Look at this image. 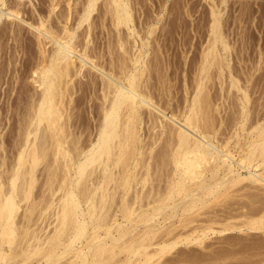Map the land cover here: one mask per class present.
Masks as SVG:
<instances>
[{
	"label": "bare ground",
	"instance_id": "obj_1",
	"mask_svg": "<svg viewBox=\"0 0 264 264\" xmlns=\"http://www.w3.org/2000/svg\"><path fill=\"white\" fill-rule=\"evenodd\" d=\"M97 1L98 0H89L87 2L80 18L78 20L76 19L77 22L75 24L71 23L73 26L71 24L69 26L68 21L70 20V16H67L69 14L66 13L67 11H64L63 15H61L62 12L60 15L58 14L59 16L57 15L58 27L52 24L50 27H46L45 30L44 28L41 30L36 28L39 32V37L42 36L46 40L49 39L53 47L50 50H46L47 48L43 46V51L41 52L42 56L40 55L41 60L39 59V63L34 66L36 69H33L35 72L33 81L40 83L38 85L41 90L39 91L40 93L32 99L26 114L23 116L24 119L22 120V124H19L22 127H19L20 129L18 130L20 132V139H18L20 142L17 140L19 144L16 145L17 157L15 165L12 167L13 169L11 168V173H9V170L6 172V174H9L7 177H5V172H3L4 175L0 172V264H9L11 260H15V258L19 256H21L19 257V259L21 258L20 261L23 262L22 255L24 257V263L28 261L30 264H106L109 260H106V258H108V256L112 258L111 256L114 254L111 255V253H115L114 250H112V244L114 245L115 242L117 243V241L119 242L122 240V238L120 239L119 237H114L115 240H113V230L115 229L116 231V228L119 230L121 225L124 226L127 223L133 222L134 220L131 219V217L134 218L136 213L140 212L141 215L139 217L142 216V218H144V220H142L144 224H154V222L156 224L157 220L170 210L171 213L175 211L179 214L180 211L178 212L176 207L184 201V203H186V201L191 203L195 200L194 198H196L197 202L200 201L201 203L202 201L203 204L205 203L204 205H206L210 196L217 197L218 195H227L228 190L230 192L233 187L236 190V187H239L241 184H244L242 188L244 187L247 189L255 188L261 190V188L264 187V121L261 122L259 119L260 123L258 122L256 124L257 126H255L256 129L254 128L258 131V141L241 145L242 143L240 144L241 141L239 142L238 139L231 142L230 137L229 140H226L221 137V135L218 136L219 132L217 128H215L216 119L213 120L214 124L212 122L213 117L211 115L212 118L208 116L210 114L208 112L209 102H207L209 97H207L208 95L205 94L206 92H204L203 88L205 86L203 81L205 80L202 81L199 77H207L209 71L205 75L203 73L208 70V66L213 62L207 57L205 58L204 64L202 63L203 67H201V73L203 75H198L201 81L198 82L196 78V85L198 83L197 86L195 85L196 90H194V94L189 95L190 99L186 100V102L183 103L184 105L181 104V107L180 105L176 107L174 102H172L176 100V97L174 100L170 96V99H173H169L170 102L175 105L174 107L171 103L173 106V108H171L168 100L169 96H166L167 99L162 97L163 91L165 90L164 92H166L168 89H161L163 91L159 89L160 93H162L158 95V92L156 93V89L154 88L155 84L153 83V86L150 85L152 79L148 77L150 76L149 74L152 75V72L149 70L151 73L147 74L148 66L151 65L148 64L149 60L147 59L149 44H143L142 47H140V49L138 48L137 52L135 51L134 53L128 49V45L126 46V43L128 44L129 42H125L126 37H123L121 27L124 26V28L126 27L129 30V36H133L135 33V25L133 26L132 24V12L126 0H110V11L109 8L107 9L112 16L113 27L117 32L116 41H114L117 43V49L113 46V49L115 48L116 50H109L108 57H105V55L99 56L102 54L99 52V54H94V49L96 47L93 49L90 45L91 41L87 40L91 24L87 25V30L79 33L83 25L89 23ZM6 4V0H0V23H3L1 20L4 21L5 17L10 18V20H12V18H19L25 22V20L20 18L21 9L19 4L20 10L14 8L16 5H13V9L11 8L5 11L3 7ZM11 6L12 5H9L7 7ZM216 24L213 26V32L216 35L214 46L219 42L224 45L222 38L220 39L219 35H217L218 29ZM12 26L13 25L10 27L4 26V28H10L9 33H15L16 28H12ZM49 42L48 44H50ZM111 43L109 44L110 46L113 45V41ZM213 48L209 50L207 55L214 53ZM92 53L94 55L98 54V57L95 56L97 60L93 57L94 55H91ZM108 54H106V56ZM86 70H88V73L94 71V74H87ZM83 75L86 79L88 78V82H90L92 86L94 85L98 89L101 95L100 100H102L101 105L97 107L100 110H98L99 117L97 125H95L97 126L95 129L96 133L94 132L95 137L92 139V137H90L91 135L86 136L85 138H90H87L89 140H86L84 144L82 143L83 140L81 142V138L75 137L76 133L73 132L75 129L74 127L77 125L73 127L71 124L75 123L73 122L75 117L73 116L74 113L72 114L73 108H71V103L73 101V87H71V84L74 83L77 77H81L82 79ZM153 78L155 79V77ZM164 86L166 85L164 84ZM241 89L242 88L239 89V92L243 91ZM170 93H166V95H170ZM245 94L248 93L244 92L243 95ZM163 96H165V94ZM245 97L243 98L246 100L249 99L247 95ZM66 98H68V100H66ZM182 99L179 98L177 100ZM185 99L187 98L185 97ZM161 100L168 101L167 103H162L160 102ZM182 102H184V100ZM242 102L243 100L241 103ZM246 105H243L241 108L244 116L246 114ZM213 107H215V105ZM206 109H208V111ZM246 120L247 118L245 116L242 123ZM241 125L244 126L245 124ZM72 127L73 130H71ZM145 127H148V131ZM88 128L90 129V126ZM224 128L222 126L223 130H225ZM144 129L146 130L145 135L143 133L145 132ZM81 136H83V134ZM236 136L240 138L238 132L235 133V137ZM251 140L253 141V139ZM161 141L165 142L162 146L161 144L159 145ZM157 144L161 146L158 147V150L156 148ZM159 148H161L162 155ZM235 148L236 150H233ZM154 149L160 153L161 159L159 158V154V157L156 156L160 161L156 159L153 153ZM234 151H237L238 155L236 154L237 152L235 153ZM158 152H156V154ZM153 157H155V161ZM47 158L51 159L46 162L45 169L42 170L45 176H47L44 185L48 190L46 191L49 192V197L45 194L36 196L37 194L34 195L36 189L35 184L38 179V175L36 174L38 172H36V170H39L37 168L42 163H45L44 161ZM153 163H156L155 165L160 168L159 171L163 168L165 172L166 167L170 168L165 172L166 174L163 172L164 177H166L165 180L162 178L163 176H158L162 171L159 173L156 172L157 176L160 177L159 179L162 178L165 181L164 185L167 188H164V185V187H162L160 181L163 182V180L161 179L159 183L156 184L157 186L159 184L161 188H155L156 186H153L156 190L152 188L155 191V194L151 192L154 196L150 195V192H148L149 195H147V191L150 189L147 190L144 188L145 190H143L142 187L140 189H142L145 194H143L144 192L141 190V193L143 192L142 194L137 190L134 193L135 188L139 185L146 187V184H148L147 188H150L153 184H150V186L148 182H153V180L158 179V177L152 178L154 175L153 172H155L156 169L155 165L153 168L154 171L150 169L153 167ZM2 165L5 164L1 162L0 168ZM138 167L143 170L145 169L146 173L142 174V172L145 171H137L140 169ZM150 170L153 172L151 173ZM94 175H96V177H94ZM42 184L43 183H41V185ZM242 188L239 187L236 191L234 189L232 190L237 193ZM262 191L264 192V188L261 190L264 197ZM59 192H61V195L55 199L54 197H57ZM132 193H134V196L130 198L129 194L132 197ZM201 194L204 195H202V198L199 197ZM116 195H118V197ZM231 196L232 195H230V197ZM116 197L119 198L121 202L120 204L117 203L118 206L120 205V209L118 208L119 210L117 212L122 215V221L117 219L120 218V216L117 217L118 213L116 211H114L117 213L115 215L113 214L114 212H109L110 210L112 211L113 208H111L112 204L110 203L114 202L115 205H117L116 202H118V200L115 201ZM151 198H153V200ZM177 198L179 201H177ZM144 200L145 203L143 207H141L142 205L140 207L143 209L146 207L145 210L142 211L141 208V210H139L137 209L138 207H135L136 209L134 208V206H139V202L141 203ZM147 200H149V202ZM174 200H176V202H174ZM229 202L231 203V200ZM242 202H244V200ZM189 203H186L187 206ZM208 203L210 204V202ZM237 203L238 202H236V204ZM109 204L111 205V209L108 208ZM191 204L193 205V202ZM241 204L242 203L239 205ZM245 204L247 205L248 202ZM263 204L262 206H264ZM192 205L189 206L194 209V205L197 206V203L195 202V204ZM198 205L201 206L200 204ZM204 205H202L203 208L205 207ZM181 206L183 207L184 205ZM183 208L181 209V214L186 211L188 207L185 208L184 211ZM115 209L117 210V206L113 210ZM257 209L255 210L258 211L259 214L261 212L259 218L252 219L249 216L252 220H247L248 223L245 222L247 224L245 225L246 227H244L247 228V230H263L264 232V207H261L260 211ZM20 210L22 211L20 212ZM50 210L51 213L53 210V212H55L50 214L56 216L53 217L56 221L55 227H53V230H50L49 234L45 233L47 235L44 234L40 236L38 233L35 234L33 228L36 226L37 221L43 220L44 213L46 214L47 212L48 214ZM255 210L253 209V211ZM191 211L193 210L188 212L186 215L187 217L190 215L189 213H191ZM175 212L174 214L177 215ZM171 213L165 214L164 216L171 215ZM112 214L114 216H112ZM247 215L248 214H246V217H248ZM171 216H168V218L170 217L173 219L174 216ZM182 218L183 217H181V219ZM161 220L162 219H160V221ZM160 221L158 223H160ZM137 225L136 223L135 226ZM226 225L228 226L227 223ZM226 225L221 227V229H223L218 232L223 234L229 230L241 231L243 229L242 227H236V225H234V227L232 226L233 224H230V228ZM172 226H174V224ZM206 229L207 230L203 229L205 232L202 231V233H200L202 236L203 233H205L204 236H208L209 232L212 231L210 228ZM208 229H210L209 232H207ZM156 230L158 231V229L155 228V231ZM102 231H104V235L101 233ZM192 231H196V228ZM152 234H149L151 235L149 237L154 239L156 236L155 234L152 236ZM170 234H166L167 237H169ZM173 234H171L169 238L172 239ZM183 234L175 233V237L173 236L175 241L173 240L171 242L168 241L170 239H167L165 235L164 240L158 238L161 235L160 233V235L155 238L156 240L154 239L156 242H158V239L161 240H159L160 243L156 245L160 248L159 250L157 247L158 252L156 251V255L158 256V254H160L159 256H162L165 250L169 247L179 245L178 243H180V245L181 243H189L190 245L193 242L196 243L195 245H198L197 243L200 241L204 243V238L206 239V237L203 236V238L200 234L197 235H200L204 241H202L201 238L195 237V235H193L195 233L192 234L193 238L191 234H187L186 237H184L186 234ZM146 239L151 243L149 244L147 241L144 246H134L129 261L134 255L142 254L143 249L145 250L143 251L146 252L147 249L151 248L153 245L152 239L151 241L148 237ZM263 240L264 239L261 240V243L264 244ZM146 243H148V245H146ZM109 244H111L112 247H110ZM130 247H133V245H130ZM95 251L97 255L95 257L91 256V258L90 255H95ZM109 251L111 252L110 255L107 257L104 256L103 258L104 253ZM115 254H117V252ZM12 256H14V258H12ZM63 259H67V261L65 260V263H63ZM103 259H105L106 262ZM14 260L13 262H16V264L20 262L17 263V259L16 261Z\"/></svg>",
	"mask_w": 264,
	"mask_h": 264
},
{
	"label": "rangeland",
	"instance_id": "obj_2",
	"mask_svg": "<svg viewBox=\"0 0 264 264\" xmlns=\"http://www.w3.org/2000/svg\"><path fill=\"white\" fill-rule=\"evenodd\" d=\"M6 1L8 5L6 4L3 7V9L7 11L11 9L13 5H16V7L14 8H18V10L21 9L20 18L25 20V22H23L19 18L17 19L14 18L15 20L12 18V20H10V18L5 17L4 21L1 20L3 23H0V163L2 162L5 164V165H2V167L0 168V172L2 173V175H4L3 172H5V175H6L5 177L9 175L8 173L6 174V172L9 170V173H11L10 172L11 168L14 167L15 165V161L17 157L16 145L19 144L18 141L20 142V140H18L20 139V132L18 130L22 127L19 124H22V120L24 119L23 116L24 114H26L28 110L27 108H29L32 99L36 97L40 93L39 91L41 90V88H39L40 86L38 85L40 83L33 81L34 80L33 75L35 76V72L33 71V69L34 70L36 69V67L34 68V66H36L37 63H39V61L41 60V56H42L41 52L43 51L42 49L43 46L47 48V49L45 48L46 50H50L53 47V45L49 42V39L46 40L42 36L39 37L40 35L36 28H39L40 30L44 28L45 30L46 27H50L52 24L54 26H57V23H58L57 17L60 15L61 12H62L61 15H63L64 11H67L66 13L69 14L67 16H70L69 18L71 21L70 20L68 21L69 26L71 23L75 24L77 20L80 18V15L84 11L85 5L87 4L89 0H6ZM126 1L130 5V9L132 12V17H133L132 24L133 26L135 25L134 26L135 33L133 34V36L132 35L129 36L128 35L129 30L126 27L124 28V26H122L121 27L122 34H123V37L124 36L126 37V38L124 37L125 42L127 41L130 44H132L130 45L129 43L128 44L126 43V46L128 45L127 46L128 49L131 50L133 53L135 51L137 52V49L138 48L140 49V47H142L143 44L145 43L149 44L148 45L149 53H148L147 59L149 60L148 64H151V65L148 66L149 68L147 69L148 70L147 74L152 72V75L149 74L150 76L148 75L149 76L148 78L151 77L150 79H152L151 80L152 82L150 83V85L153 86V83L155 85L157 84L156 87L158 89L154 85V88L156 89L155 90L156 93L158 92L157 94L160 95L162 93V92L160 93V91H163L161 89H166V90L168 89L166 92H164L165 90L163 91L162 94L163 95L165 94V96L162 95V97L164 99H167L166 96H169L168 100L170 99V96L173 99L176 97L175 98L176 100L174 99L175 101H172V102H174L176 107H179L178 105H180L181 107L182 106L181 104L185 103L186 100L190 99L189 95L194 94L195 92L194 90H196L195 87L198 85V83L196 85V81H195L196 78L198 82L201 80L202 81L205 80L203 81V84H205L203 88H204V92H206L205 94L208 95L207 97H209L207 100V102H209V106H208L209 111L208 109L206 110L210 113L208 116L211 115L213 118L215 117L213 119L210 116L212 118V122L215 119L218 122L217 123L215 121L216 124L213 122L215 124V128H217V131L219 132L218 136L221 135V137H223L226 140L227 139L229 140V137H230L231 142H234L238 139L239 142L241 141L240 142V144L242 143L241 145H246L247 143L249 144L250 142L258 141L257 139L258 131L255 130L256 129L255 126H257L256 124L258 122L260 123V120L261 122L264 121V116H263L264 115V0H126ZM109 3H110V0H98L95 10L92 12V16H91L89 23H85V25H83V27L79 30V33L82 31L84 32L85 30H87V27H88L87 25L91 24L90 26L91 32L89 31V37L87 40L91 41L90 45L93 47V49L96 47L94 49L95 53L93 52L94 54L99 52V53H102L99 56L105 55V57L109 56L108 52L109 50L113 49V46L115 48L117 46L116 45L117 43L114 42L116 41L115 39L117 36L116 35L117 32L115 28L113 27L114 24L112 22L113 19H111L112 16L109 14L110 13L109 11L111 8ZM18 4L20 6V9H19ZM9 5H12V6L7 7ZM108 8H109V11L107 10ZM216 20L219 24L216 22ZM30 24L33 26H31ZM215 24L217 25V29H218L217 35H219L220 39L222 38L225 47L224 45L220 44V42L218 44L216 43V46H214L216 35L213 32V26ZM11 25H13L12 28H16L15 33H9L10 28L5 29L7 26L10 27ZM4 26L6 27L4 28ZM112 41H113V45L110 46L109 44ZM48 42L50 44H48ZM212 48L214 49L213 51L214 53L207 55L209 50ZM93 53L91 55H94ZM98 54L93 56L96 60H97ZM106 54L108 55L106 56ZM206 57L210 61L213 62L212 63L213 65L211 63H208V64H211L210 66H208L207 64V66L210 69L208 68V70L205 71L203 74L204 75L207 74L208 71L209 73L207 74V77L206 76L202 77L200 75L202 74L201 67H203V64H204L203 62ZM86 71L85 72L87 74H90V73L94 74V71L89 72V73H88V70ZM85 72H84V75H85ZM84 75L82 79L81 77H77L78 79L76 78L74 83L71 84V87H73V96H72L73 106L71 103V108H73L72 109L73 110L72 114L74 113L73 116L76 117V121H75V117H74V121L73 119L72 121L77 124L71 123L72 121L70 122L73 125V127L74 125L78 126V128L77 126L74 127L75 129L73 132L76 133V135H78L76 136L74 134L75 137H78L79 139L81 138L80 139L81 142L83 140L82 142L83 144L86 143V140H89L87 138L92 137L93 139L95 137V133H96L95 129L97 127L95 125H97V122H98L97 120L99 117L98 110H100L97 107H99L102 103V100H100L101 99L100 92L94 85L92 86V84L88 82V78L86 79L85 77L86 75L85 76ZM198 75L201 76L199 77L201 80L198 78ZM153 77H155V79ZM84 79H86L87 81ZM150 79H149V82H150ZM163 83L166 86H164ZM205 87H206V90H205ZM240 88H242L241 89L243 90L242 92L241 91L239 92ZM244 92L248 94L243 95ZM166 93H170V95H166ZM246 95H247V98H249L247 100L243 98ZM178 97L181 99L183 98V99L177 100L179 99ZM185 97L187 99H185ZM172 98L170 100H173ZM66 100H68V98H66ZM168 100H165V101L161 100L160 102L167 103ZM183 100L184 102H182ZM240 100L241 101L243 100L242 102L243 104L241 103ZM172 102H170L171 108H173V106L175 107V105ZM171 103L173 104V106L171 105ZM214 105L215 107H213ZM243 105H246L245 116L247 120L242 123L243 118L245 117L243 115V110L241 109ZM218 109L221 110L222 112L219 111ZM211 110H212V113H211ZM242 115H243V118H242ZM238 116H239V119H238ZM219 118H222V119H219ZM240 123L243 125L245 124L246 126L245 125L242 126ZM89 126H90V129L88 128ZM222 126L223 128L226 126L224 128L226 132L225 130L222 129ZM73 127L71 130H73ZM146 130L148 131V127L146 128ZM146 130L144 129L145 131L143 132L144 135L146 133ZM234 131L240 134V138L237 136L235 137L236 132ZM82 134L83 136H81ZM89 135L91 136L85 138L86 136H89ZM251 139H253V141ZM16 141H17V144H16ZM164 143L165 142L161 141L159 142V145L161 144L162 146V144ZM156 146H157L156 147L157 150H158V147H161V146H158V144ZM160 149L161 148H159V150ZM233 150H236V148ZM156 152L158 151H155L154 149L153 153L155 154V157L156 156L159 157L161 150H160V153L158 152L156 154ZM234 152L236 153L237 151H234ZM236 154L238 155V152ZM161 155L159 157L160 159H161ZM155 157H153L154 161L157 159V157L156 159ZM50 159L47 158L44 161L45 163H42L37 168L39 170L38 171L36 170V172H38L36 173L38 175L37 177L38 179H37V183L35 184L36 189L34 191V195L37 194L36 196L38 195L42 196L45 194L46 196L49 197L48 195L49 192H47L48 190L46 186L44 185L45 180H47L46 178L47 176H45V174L43 173L44 172L43 170L45 169L46 162ZM160 159L158 161H160ZM155 164L156 163H153V167H151L150 169H153ZM155 168L157 169V171L155 169V172H153L154 169L153 171L150 170V172L151 173L153 172L154 174L153 175L154 177L152 176V178L163 176L162 178L165 180L166 177H164V174H163L164 169L162 168L163 170L161 169L159 171L160 168H158V166L156 165H155ZM168 168L166 167L165 172L170 169ZM141 169L142 168L138 169L137 171H145V169L144 170L143 169L141 170ZM156 172L157 173L161 172L163 175L159 173V175L157 176ZM144 173H146V171L142 172V174ZM94 177H96V175H94ZM160 177H158V179ZM158 179L157 180L152 179L153 182L151 181L148 182L149 185L153 184L152 186L150 185L151 186L150 188L149 187L147 188L148 184H146V187L139 185L140 187L138 186L139 187L138 188L136 186L137 188H135L134 193L136 192V190L141 193V191L145 189L147 190L150 189L147 191V193L154 192L155 194L154 190L156 189H154L153 186L154 187L156 186L155 188L157 187L161 188L159 184L158 186L156 185L161 180V179L159 180ZM164 180L163 182L160 181L161 182L160 184L162 185V187L165 186ZM41 183L43 184L41 185ZM242 185L244 184H241L239 187L242 188ZM141 187L143 190L140 189ZM239 187L237 186L236 188L239 189ZM164 188H167V187L165 186ZM263 188H261V190ZM232 189H234V187ZM232 189L230 190V192L228 190L227 195L225 194L227 198L225 195H221V196L218 195L217 197L207 196L209 197L208 202H210V204L207 202L206 205H204L205 203L203 204L202 201L201 203L200 201L197 202L196 198H194L196 201L195 200L192 201L193 205L195 204V202L197 203V206L194 205V209H192V207L189 206V205H192L191 201H190L191 203H189V201H186V203L187 202L189 203L188 206L186 203H184L185 202L184 201L178 207H176L178 209V212L179 211L181 212V209L183 207H184L183 211L185 210V208L188 207L191 209L187 208L186 211L193 210L191 211L193 215L189 213L190 215H188L187 217L186 215L188 214L189 211L188 212L184 211L186 213L182 212V214L179 212L178 214L174 211L175 210L174 209L173 211L177 215L181 214L180 216H177L174 214L173 211H172L173 213H171V210H170L168 211V213L166 212L165 214L171 213V215L174 216V218L172 219L169 217L170 218L169 219L168 216H171V215L164 216L165 215L164 214L163 217L165 218L160 217L158 220L159 221L160 219L162 220L160 221V223H158L159 222L158 220L156 224L154 222L155 226L153 223L144 224V222H142L144 218H142V216L139 217L141 214L139 211H137L139 213H136L134 218L131 217V219L134 220L133 222L127 223L124 226L121 225V228H120L121 230L120 229L118 230V228H116L117 229L116 231L115 229L113 230L112 232L114 234V235L112 234L113 238L119 237L120 239L122 238V240L118 239L121 242L120 241L119 242L117 241V243L115 242L114 244L115 246L112 244L114 248V249L112 248V250H114L115 253L117 252V254L111 253L110 251L106 252L107 254L104 253L103 258L104 256L107 257L108 255H110V253L111 255L114 254L115 256L114 255L111 256L112 258L108 256V258H106V260L109 259L108 263L105 261V259L103 260L106 262V264H264V244L261 243L262 242L261 240L264 239L263 230L261 231L252 230L253 231L252 232L251 230L249 229L247 230V228H245L246 227L245 225L248 223L247 220L251 221L252 219H255V218L257 219V217L259 218V216L261 215V212L259 214V212L256 211L255 209L259 207L258 209L260 211V208L264 207L262 206V204L264 203V200H263L264 197L260 189L259 191L255 188L247 189L243 187L242 188L243 190L240 189V191L242 190L241 192L244 194H242L240 191L235 193L234 192L235 189L234 190ZM44 192H47V193H44ZM60 193L61 192H59L57 197H54V198L55 199L58 198L61 195ZM134 193H132V197L129 194L130 198H133ZM143 194H145V192ZM154 194L151 193L150 195L154 196ZM147 195H149V193ZM202 195L203 194H201L199 197L202 198L204 196ZM230 195H232L231 197L233 199L230 197ZM116 196L118 197V195ZM117 197L115 201L118 200V202H116V204L117 203L120 204L121 203L120 199ZM178 198H181V197H178ZM259 198H262V199H259ZM151 199L153 200V198ZM176 200H174V202H176ZM230 200H231V203L229 202ZM243 200L244 202H242ZM147 201L149 202V200ZM177 201H179V199ZM236 202H238L237 203L238 205L236 204ZM247 202L248 204L246 205L245 203ZM144 203H145V200L142 201L141 203L139 202L138 204L139 206H134V208L138 207L137 209L139 210L142 209L143 211L146 209V207H144V209L141 208L143 207ZM240 203L242 204L239 205ZM255 203H258V204H255ZM110 204H112V206ZM110 204L108 208H110V206L111 208L113 207L112 211L110 210L111 208L109 209L110 213L114 211L117 212L120 209V205L119 206L118 204L115 205L114 202ZM198 204H200L201 206H199ZM181 205H184V206L182 207ZM202 205H204L205 207L203 208ZM116 206H117V210L116 209L113 210L114 208H116ZM226 206H229V207H226ZM252 207H255V208H252ZM253 209L255 211H253ZM231 210L232 211L234 210V211L232 212ZM21 211L22 210H20V212ZM53 211L52 213H55ZM109 212H108V216L110 218ZM116 212H114L113 214L115 215L118 213ZM52 213H51V210H50V213L48 211V214L47 212L46 214L44 213L43 217L45 219L43 218V220L41 219V221L39 220L37 221L36 226H34L33 228L35 230V234L38 233V235L40 234L41 236V235H44L45 233L49 234L50 230H53V227H55L56 225L55 224L56 221L54 220L55 218L53 217H56V216L50 215ZM242 213H245V214H242ZM113 214L112 216H114ZM246 214H248L247 215L248 217H246ZM191 215H192V218H191ZM251 215H254V216H251ZM119 216L120 218H117V219L119 221H122L121 219L122 215L120 213L117 214V217ZM249 216L252 219L249 218ZM181 217H183L184 219L183 218L181 219ZM229 220L232 221L233 223L230 222ZM136 223L138 224L137 226H135ZM226 223L228 224V226L226 225ZM173 224L174 226H172ZM230 224L231 225L233 224L232 226L236 225V227L237 226L242 227L243 229L241 231L239 230L230 231L229 230L228 232L227 231L225 232L226 234L225 233L222 234L218 232L222 230L223 228L221 229V227L225 225L230 228L231 227ZM175 226L176 228L178 227L177 228L178 231L177 230L175 231L176 229ZM155 228L158 229V231L157 230L155 231ZM195 228H196V231H192V230H195ZM206 228H210L212 229V231L209 232L210 229H208L207 232H209V235L206 232L208 236H204L205 233H203V236L206 237L205 239L200 233H202V231L205 232L204 230H207ZM166 230H167V233H166ZM163 231L165 232V234ZM170 231H171V234L173 233L183 234L184 232L183 235L186 234L184 237H186L187 234L189 235L191 234L192 236V234L195 233L193 234L195 235V237L201 238L202 236L205 241L203 240V238H201V240L204 241V243L200 241L199 243H197L198 245H195L196 243H193V242L192 243L194 245L191 242L190 243L192 245L191 244L189 245V243H186V244L181 243L180 245V243H178L179 245H176L174 247H169L167 250H165L162 256H159L160 254L158 253H157L158 254L157 256L156 251L158 250L159 247L156 245L157 243H160L159 242L160 239H158V242H156L155 238H157L161 233L160 237L158 238H161V240H164V235H165L166 238L168 239L171 236ZM103 232L104 231H102L101 233ZM152 233L155 234L156 236L155 238L153 237L155 240L149 237L151 236L149 234H152ZM168 233L170 234L169 237H167L166 235ZM104 234L105 233H103V235ZM153 234L152 236H154ZM174 234L173 236L175 237ZM197 234H200L201 236ZM145 236H147L150 239V241L152 239L153 245L151 244L152 245L151 248L147 249L146 252H144L145 250L143 249L144 251L142 250V254L134 255L133 258L129 261L130 257L132 256L131 252L133 251L134 246L135 247H137L138 245L144 246L145 242L148 241L146 239L147 237ZM173 236H172V239L169 238L170 240L168 241H171V242L173 240L175 241V238ZM115 238L113 240H115ZM143 241H144V244H143ZM148 243L150 244L151 242L148 241ZM148 243H146V245H148ZM199 244L200 245L202 244V245L200 246ZM130 245L131 246L133 245V247H130ZM109 246L112 247L111 244H109ZM96 255H97V252L95 253V255L94 254L90 255V257L91 256L95 257ZM19 257L18 258L16 257L15 260L14 259L13 260L16 261L17 259V263H18L21 260V258L19 259ZM12 258H14V256H12ZM22 258H23L22 260L23 262L20 261L18 264H22V263L30 264V262L28 261H25L24 263L23 255H22ZM13 260H11L9 264H14V263L16 264V262H13ZM65 260L67 261V259ZM65 260L63 259L62 262L65 263Z\"/></svg>",
	"mask_w": 264,
	"mask_h": 264
}]
</instances>
